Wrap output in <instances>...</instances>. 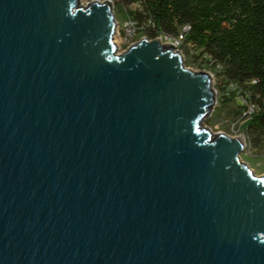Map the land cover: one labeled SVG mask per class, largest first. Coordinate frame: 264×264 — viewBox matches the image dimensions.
Returning <instances> with one entry per match:
<instances>
[{"label": "water", "instance_id": "water-1", "mask_svg": "<svg viewBox=\"0 0 264 264\" xmlns=\"http://www.w3.org/2000/svg\"><path fill=\"white\" fill-rule=\"evenodd\" d=\"M116 28L111 0H0V264H264L212 75Z\"/></svg>", "mask_w": 264, "mask_h": 264}, {"label": "trees", "instance_id": "trees-1", "mask_svg": "<svg viewBox=\"0 0 264 264\" xmlns=\"http://www.w3.org/2000/svg\"><path fill=\"white\" fill-rule=\"evenodd\" d=\"M111 1L150 39L178 36L188 26L181 49L233 86L240 115L247 110L241 99L254 106L244 131L255 147L264 143V0ZM124 1L137 8L125 11Z\"/></svg>", "mask_w": 264, "mask_h": 264}, {"label": "rangeland", "instance_id": "rangeland-1", "mask_svg": "<svg viewBox=\"0 0 264 264\" xmlns=\"http://www.w3.org/2000/svg\"><path fill=\"white\" fill-rule=\"evenodd\" d=\"M90 1L91 0H81V3L86 6ZM112 5L115 20L117 22L115 43L118 47V52L122 53L141 38L148 37L138 32L134 35H129L126 31L127 19L117 11L116 5L113 2ZM122 6L125 11L135 10L137 8L136 4H129L127 1L122 2ZM163 42L168 43L165 39H163ZM180 52L183 56V63L186 68L195 71H206L212 75V84L216 91V104L213 112L203 124L213 133L221 132L232 138H241L245 143V148L240 154V159L248 165L256 176H264V143L255 147L253 143L249 141L248 135L244 131L245 120L242 114H239V102L231 99L233 98V86L225 84L216 72L210 70L209 67L201 63L197 58L186 55L184 48L180 49ZM223 100H226L225 104H223Z\"/></svg>", "mask_w": 264, "mask_h": 264}, {"label": "built area", "instance_id": "built-area-1", "mask_svg": "<svg viewBox=\"0 0 264 264\" xmlns=\"http://www.w3.org/2000/svg\"><path fill=\"white\" fill-rule=\"evenodd\" d=\"M137 30L138 27L136 25V22L128 19L126 23V31L129 33V35H134L136 32H138ZM188 30L189 27L184 26L181 30V33L178 36L159 35L156 38L160 39L162 42L163 39H165L166 41H168V43L173 44L178 50H180L183 42V33L187 32ZM241 100L243 101L244 104L247 105V110L242 113V116L246 121L249 114H251L254 111V106L252 104L247 103V101L244 99Z\"/></svg>", "mask_w": 264, "mask_h": 264}]
</instances>
